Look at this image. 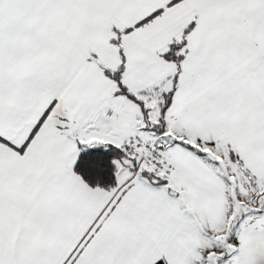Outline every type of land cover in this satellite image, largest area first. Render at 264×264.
I'll return each mask as SVG.
<instances>
[{"label":"snow or ice","instance_id":"snow-or-ice-1","mask_svg":"<svg viewBox=\"0 0 264 264\" xmlns=\"http://www.w3.org/2000/svg\"><path fill=\"white\" fill-rule=\"evenodd\" d=\"M0 264H264V0H0Z\"/></svg>","mask_w":264,"mask_h":264}]
</instances>
